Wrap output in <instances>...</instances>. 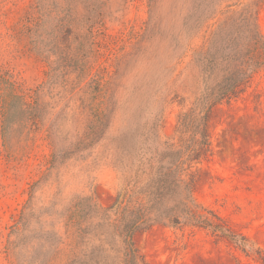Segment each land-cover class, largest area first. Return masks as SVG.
Instances as JSON below:
<instances>
[{
	"label": "rangeland",
	"instance_id": "1",
	"mask_svg": "<svg viewBox=\"0 0 264 264\" xmlns=\"http://www.w3.org/2000/svg\"><path fill=\"white\" fill-rule=\"evenodd\" d=\"M210 1L0 0V264H121L102 210L122 170L200 147L180 123L212 85ZM257 23L264 36V2ZM205 116L193 199L229 231H138L146 264H264V66Z\"/></svg>",
	"mask_w": 264,
	"mask_h": 264
},
{
	"label": "trees",
	"instance_id": "2",
	"mask_svg": "<svg viewBox=\"0 0 264 264\" xmlns=\"http://www.w3.org/2000/svg\"><path fill=\"white\" fill-rule=\"evenodd\" d=\"M214 1L201 6L211 11L209 18L213 20L203 40V53L212 54L205 71L212 85L204 90L195 108L184 114L180 123L185 132L192 133V144L201 148L173 149L169 146L122 170L126 176L119 197L113 207L102 210H113L115 214L109 227L123 245L121 264H146L132 237L156 224L193 225L221 234L229 231L218 216L209 212L215 222L206 218L194 201L195 175L190 172L188 161L209 151L205 126L207 111L223 100L236 97L251 73L264 66V36L257 23L264 0H223L225 5L212 12ZM199 129L203 142L196 139ZM104 212L106 220L108 215ZM68 264L76 263L71 260Z\"/></svg>",
	"mask_w": 264,
	"mask_h": 264
}]
</instances>
